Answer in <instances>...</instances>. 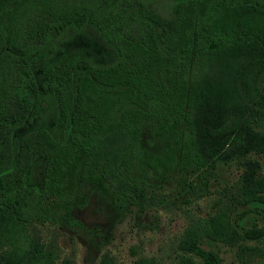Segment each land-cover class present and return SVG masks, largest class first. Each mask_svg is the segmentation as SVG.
Segmentation results:
<instances>
[{
	"label": "trees",
	"instance_id": "1",
	"mask_svg": "<svg viewBox=\"0 0 264 264\" xmlns=\"http://www.w3.org/2000/svg\"><path fill=\"white\" fill-rule=\"evenodd\" d=\"M163 3L0 0V264H55L30 227L68 216L84 187L117 208L160 202L166 183L205 193L231 139L241 199L228 231L212 216L205 235L188 229V262L217 264L201 245L217 233L264 249V0ZM69 27L108 58L49 55L47 36Z\"/></svg>",
	"mask_w": 264,
	"mask_h": 264
},
{
	"label": "rangeland",
	"instance_id": "2",
	"mask_svg": "<svg viewBox=\"0 0 264 264\" xmlns=\"http://www.w3.org/2000/svg\"><path fill=\"white\" fill-rule=\"evenodd\" d=\"M158 4L163 6V0ZM76 46L97 57L109 56L94 32L73 27L47 36L43 49L49 55L73 54ZM241 145L237 139L227 143L205 193L192 198L175 183H166L160 202L155 197L153 205L145 208H117L101 190L88 186L72 199L68 216L54 223H33L31 235L56 252L55 264H190L185 239L191 226L195 233L205 235L210 225L207 218L212 216L228 231V214L234 211L235 198L241 199L239 178L244 167L232 155ZM252 155L259 162V171H264V154ZM254 221L260 224V220ZM223 238L217 233L216 240L201 244L217 254V264H264L261 243L255 251L249 247L252 241L245 242L246 247L230 245Z\"/></svg>",
	"mask_w": 264,
	"mask_h": 264
}]
</instances>
